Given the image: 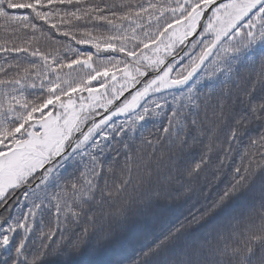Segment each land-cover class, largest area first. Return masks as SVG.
Here are the masks:
<instances>
[{"label": "snow or ice", "instance_id": "obj_1", "mask_svg": "<svg viewBox=\"0 0 264 264\" xmlns=\"http://www.w3.org/2000/svg\"><path fill=\"white\" fill-rule=\"evenodd\" d=\"M0 28V264L169 196L109 264H264V0H0Z\"/></svg>", "mask_w": 264, "mask_h": 264}, {"label": "trees", "instance_id": "obj_2", "mask_svg": "<svg viewBox=\"0 0 264 264\" xmlns=\"http://www.w3.org/2000/svg\"><path fill=\"white\" fill-rule=\"evenodd\" d=\"M90 2L95 3L96 0H90ZM107 3H113L114 0H106ZM103 6V3L101 4ZM71 10V9H68ZM79 23L81 28L83 27V22ZM101 22H93L87 25V28L93 31V34H102L105 32L104 27H94V24ZM47 27V26H45ZM64 27L72 30L77 36L80 34V29H74L71 25H65ZM21 38H24L23 33L20 34ZM11 33H6L3 28H0V43H3L5 39H10ZM57 40L62 41L64 45H70L71 47L79 48L80 50H90L95 52V49L90 44L76 45L75 41L70 40L67 37H63L57 34ZM19 43L20 41H16ZM51 46L50 41L41 40V47L47 49ZM56 47H61L56 45ZM61 54L63 53V48H61ZM15 55L0 52V64H3L4 58L6 56ZM102 57L108 55V53H101ZM175 208L171 197L161 198L158 202L153 201L151 203H140L133 210V212L127 217V219L118 227L116 236L113 241L109 242L107 246L99 252L93 253L91 250L95 245L94 240H90L85 245V254L79 255H63L60 252H53L49 257V264H109V262L115 258L117 253L123 255L125 252L130 251L128 247L129 243L135 239L139 234L144 231L154 227L159 221L165 219ZM74 238V237H71ZM67 251V249H65Z\"/></svg>", "mask_w": 264, "mask_h": 264}]
</instances>
